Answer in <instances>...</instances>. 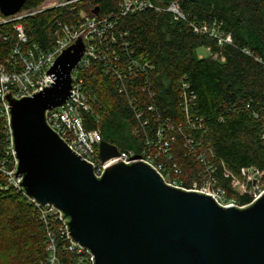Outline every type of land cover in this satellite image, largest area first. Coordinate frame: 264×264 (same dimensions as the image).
I'll list each match as a JSON object with an SVG mask.
<instances>
[{"label": "trees", "instance_id": "1", "mask_svg": "<svg viewBox=\"0 0 264 264\" xmlns=\"http://www.w3.org/2000/svg\"><path fill=\"white\" fill-rule=\"evenodd\" d=\"M46 1L26 0L23 10L37 9ZM123 1L76 0L27 17L23 24L28 45L49 50L58 37L57 22L76 25L83 12L113 16L118 39L113 51L123 61L133 57L149 63L148 83L145 76L127 77L123 91L127 92L122 94L120 81L105 62L92 61L80 69L93 104V113L85 116L86 128L99 130L102 140L128 155L145 150L158 154L149 141L155 145L162 130L170 142L171 160L162 154L158 161L186 188L202 184L211 168L228 196L239 205L250 204L253 197L235 192L225 173L241 175L243 168L256 169L264 182V0H148L163 8L176 1L186 20L153 8L119 16ZM194 26L207 31L196 32ZM11 28L12 24L0 25V61L9 53L2 37ZM227 36L231 41H225ZM124 38L127 50L120 46ZM208 48V54H201ZM122 64L116 66L123 69ZM184 92L190 100L188 113ZM162 123L173 129H163ZM6 145L0 125V161ZM56 238L60 263L79 264L80 256L69 249L67 239L58 234ZM48 257L40 210L0 172V264H49Z\"/></svg>", "mask_w": 264, "mask_h": 264}, {"label": "water", "instance_id": "2", "mask_svg": "<svg viewBox=\"0 0 264 264\" xmlns=\"http://www.w3.org/2000/svg\"><path fill=\"white\" fill-rule=\"evenodd\" d=\"M25 2L0 0V11L14 15ZM86 46L81 35L63 50L46 73L54 82L42 91L5 95L20 189L62 211L92 264H264V192L250 204L222 206L210 194L169 185L138 156L113 161L98 177L49 126L47 112L70 98ZM120 154L101 141L102 161Z\"/></svg>", "mask_w": 264, "mask_h": 264}, {"label": "built area", "instance_id": "3", "mask_svg": "<svg viewBox=\"0 0 264 264\" xmlns=\"http://www.w3.org/2000/svg\"><path fill=\"white\" fill-rule=\"evenodd\" d=\"M73 1L76 0H47L37 9H22L14 15L0 17V25L12 24V28L6 31L2 37L9 44V53L3 61H0V125L4 130L7 142L5 157L0 161V172L4 177L16 188H20L22 178L15 179L14 175L17 171L18 159L14 146L11 114L9 111L10 105L5 99L6 93L10 91L15 98L19 99L32 96L50 86L54 80L50 75L47 76V71L53 66L56 58L63 50L82 35L87 46L82 59L72 73V94L63 105L47 112V122L60 138L82 159L93 165L98 177L103 175L107 166L113 161L123 160L129 163L133 161L135 156H138L139 160L154 167L169 185L210 194L222 206H244L239 205L235 198L228 196L226 190L217 184L215 177L212 175L214 170L211 168L207 170L210 173L203 183L198 184L194 182L191 188H186L177 176H173L167 172L165 165L158 161V157L162 154L165 155L167 160H171V155L169 154L170 142L164 139L162 130H159L157 134L159 140L155 145L149 141V146L157 148L158 154H154L150 150H145L141 155H128L121 152L119 157L106 162L102 161L100 155V143L102 141L100 131L88 130L85 126V116L88 113H93V104L91 96L84 90V79L79 76V70L89 66L92 61L105 62L104 64L108 72L114 75L113 78L120 81L118 84L120 92L125 94L127 91H123L127 89L124 81L127 77L137 78L138 76H145L148 83L146 73L150 69V65L141 58L128 57L123 61L113 51L112 47L118 40L117 33L115 32L116 20L113 16L107 15L90 16L83 12L78 24L72 26L58 21L57 24L60 27L58 37L55 44L49 50H43L37 44L28 45V37L23 24L24 19L35 16L47 9L66 6ZM148 8H153L157 11H169L174 13L177 18L187 19L176 1L170 3L168 7L163 8L156 6L148 0H124L120 4L119 16H126L129 13ZM194 30L196 32L207 31L205 27L199 28L197 26H194ZM225 41H231V37L227 36ZM120 46L124 47L125 50L129 48L125 38L122 40ZM207 50L210 52V48ZM213 57L216 59L218 55L214 54ZM116 63H123V69L118 67V65L116 66ZM184 87L187 89L188 84H184ZM182 98H184V109L188 113L190 100L186 92L182 94ZM131 104L133 105L134 103L131 102ZM162 125V128H166L168 131L173 129L172 124L162 123ZM192 153L202 159V156L194 150H192ZM172 169L177 175L178 168L176 164L172 166ZM225 176L231 179V187L235 192L241 195L248 194L253 197L251 203L264 192V188L259 185L263 181L262 174L256 169L243 168L241 175H234L226 171ZM24 194L28 198V201L34 203L40 210V218L45 223L49 264H61L57 257L59 248L56 241L57 234L67 239L69 249L80 256L79 264H92V260L88 255L89 250L72 240L68 225L63 219L62 211L56 207L40 205L36 202L35 198L30 197L26 192Z\"/></svg>", "mask_w": 264, "mask_h": 264}, {"label": "rangeland", "instance_id": "4", "mask_svg": "<svg viewBox=\"0 0 264 264\" xmlns=\"http://www.w3.org/2000/svg\"><path fill=\"white\" fill-rule=\"evenodd\" d=\"M202 53L201 54H208V50H206V49H201L200 50ZM260 186H262L263 188H264V182L262 181V183L261 184H259Z\"/></svg>", "mask_w": 264, "mask_h": 264}]
</instances>
